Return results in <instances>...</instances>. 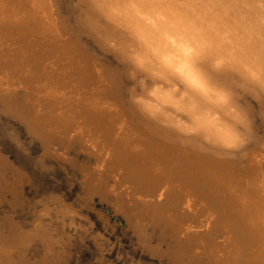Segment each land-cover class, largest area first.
<instances>
[{
	"label": "bare ground",
	"instance_id": "obj_1",
	"mask_svg": "<svg viewBox=\"0 0 264 264\" xmlns=\"http://www.w3.org/2000/svg\"><path fill=\"white\" fill-rule=\"evenodd\" d=\"M90 2L105 19L104 39L145 78L139 91L130 93L128 106L117 74L95 67L91 73L82 54L60 34L65 29L40 24L39 11L29 10L25 0H0V97L5 108L18 111L30 130L43 131L45 146L53 141L84 144L97 162L87 173L89 188L101 193L106 186L112 194L122 189L115 201L125 214L136 209L135 221L126 219L146 237L142 240L149 241L147 227L156 230L183 264H264V160L252 153L236 155L242 141L236 123L242 117L230 88L205 81L198 99L177 94L152 62L158 51L153 44L161 35L173 47L195 41L217 72L228 70L239 59L237 53L249 48L245 68L255 86L248 90L258 96L256 87H264V0ZM10 41L17 43L14 49L7 48ZM61 51L54 61L67 59L75 71L67 81L43 66L46 57ZM11 81L36 100L32 108L16 103ZM162 115L167 119L161 120ZM144 162L156 163L155 169L145 171Z\"/></svg>",
	"mask_w": 264,
	"mask_h": 264
},
{
	"label": "rangeland",
	"instance_id": "obj_2",
	"mask_svg": "<svg viewBox=\"0 0 264 264\" xmlns=\"http://www.w3.org/2000/svg\"><path fill=\"white\" fill-rule=\"evenodd\" d=\"M25 1L29 10L39 11L43 18L40 24L65 29L59 30L60 34L82 54V64L92 69L91 73L95 67L117 74L127 107L130 93L139 91L145 78L117 46H112L113 42L104 39L105 19L90 0ZM45 4L48 7L44 8ZM36 36L42 37L40 32ZM7 44L8 49L17 46L14 41ZM60 53L46 57L43 66L61 78L66 76L67 81L75 71L69 70L67 59L54 61ZM10 83L19 106L28 104L32 108L36 104L35 99L24 96L25 87ZM230 97L242 117V122L236 123L242 136L234 148L240 150L236 155L252 153L264 160V103L242 104L231 88ZM29 118L33 119L32 115ZM41 133L30 130L18 111L7 110L0 97V163L5 165H0V250L7 253H0V264H183L169 253L172 248L167 249L158 239L156 230L147 227L144 234L149 241L142 240L146 237L132 224L136 209L129 206L125 214L120 202L115 201L122 189L112 194L106 186L101 193L89 188L87 173L94 171L97 162L84 144L72 142L69 146L53 141L45 146ZM193 162L197 160L193 158ZM155 166L143 163L145 171ZM162 175L167 181L169 176ZM107 180L113 184L111 176Z\"/></svg>",
	"mask_w": 264,
	"mask_h": 264
},
{
	"label": "clouds",
	"instance_id": "obj_3",
	"mask_svg": "<svg viewBox=\"0 0 264 264\" xmlns=\"http://www.w3.org/2000/svg\"><path fill=\"white\" fill-rule=\"evenodd\" d=\"M153 47L158 51L152 55V62L156 74H158L166 85L172 86L177 94L190 95L198 99L200 86L207 81L223 82L239 97L240 103L259 106L264 103V87L257 89L260 99L252 95L248 90L255 85L249 79L245 64L250 63L251 49L244 48L237 53L239 59L234 60L228 70L217 72L214 70L210 59L205 58L200 52L199 45L189 40L186 45L178 43L175 47L167 42L161 35L157 36ZM187 114L177 113L183 118ZM167 119L161 116V120ZM185 124L190 120L185 119Z\"/></svg>",
	"mask_w": 264,
	"mask_h": 264
},
{
	"label": "water",
	"instance_id": "obj_4",
	"mask_svg": "<svg viewBox=\"0 0 264 264\" xmlns=\"http://www.w3.org/2000/svg\"><path fill=\"white\" fill-rule=\"evenodd\" d=\"M0 161H1V158H0Z\"/></svg>",
	"mask_w": 264,
	"mask_h": 264
}]
</instances>
